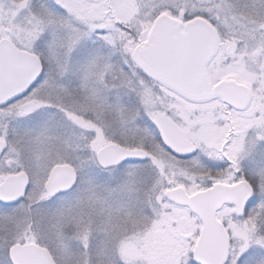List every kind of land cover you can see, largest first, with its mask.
<instances>
[{
    "label": "snow or ice",
    "instance_id": "1",
    "mask_svg": "<svg viewBox=\"0 0 264 264\" xmlns=\"http://www.w3.org/2000/svg\"><path fill=\"white\" fill-rule=\"evenodd\" d=\"M0 264H264V0H0Z\"/></svg>",
    "mask_w": 264,
    "mask_h": 264
}]
</instances>
